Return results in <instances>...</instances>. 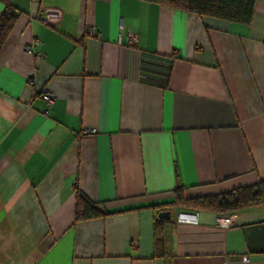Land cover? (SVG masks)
I'll use <instances>...</instances> for the list:
<instances>
[{
    "label": "crops",
    "instance_id": "1",
    "mask_svg": "<svg viewBox=\"0 0 264 264\" xmlns=\"http://www.w3.org/2000/svg\"><path fill=\"white\" fill-rule=\"evenodd\" d=\"M7 1L0 264H264V206H169L177 185L195 198L264 179V0L249 24L141 0H0V16ZM76 188L113 214L74 221Z\"/></svg>",
    "mask_w": 264,
    "mask_h": 264
},
{
    "label": "trees",
    "instance_id": "2",
    "mask_svg": "<svg viewBox=\"0 0 264 264\" xmlns=\"http://www.w3.org/2000/svg\"><path fill=\"white\" fill-rule=\"evenodd\" d=\"M148 3L167 5L172 8L190 12L198 16H207L231 23L249 24L254 14L255 0H141ZM19 10L5 2V8L0 16V47L13 27ZM183 187L177 185L173 190L174 199L169 206L189 210L210 211L216 214L240 211L252 207L264 206V179L253 184L236 187L228 192L205 195L195 198H185ZM165 205H152L159 211ZM113 214L105 210L102 203L93 202L78 188L75 193L74 221L90 220ZM163 219L155 218L153 223V256L162 257L165 254Z\"/></svg>",
    "mask_w": 264,
    "mask_h": 264
},
{
    "label": "built area",
    "instance_id": "3",
    "mask_svg": "<svg viewBox=\"0 0 264 264\" xmlns=\"http://www.w3.org/2000/svg\"><path fill=\"white\" fill-rule=\"evenodd\" d=\"M32 1H36V0H32ZM59 16V11L56 9H46L44 12L40 13L38 15V17L43 21V22H48L51 20H56ZM128 38L129 40H135L136 36H134L131 33H128ZM117 42L120 43L121 42V37L120 35L117 38ZM39 43L38 39H34L32 41H30L29 43H27L24 46V51L33 55L34 57H40L39 53L35 50V45H37ZM28 83L29 84H34V79L33 78H29L28 79ZM53 97L54 95L52 94V92H50L48 89L43 88L42 92H41V98L43 99V101L45 102V104H50L53 101ZM198 220V216L195 212H187V211H179L176 214L175 217V222L176 223H192L195 224L197 223ZM222 224H225L226 226H228V220L227 219H220L219 220Z\"/></svg>",
    "mask_w": 264,
    "mask_h": 264
},
{
    "label": "water",
    "instance_id": "4",
    "mask_svg": "<svg viewBox=\"0 0 264 264\" xmlns=\"http://www.w3.org/2000/svg\"><path fill=\"white\" fill-rule=\"evenodd\" d=\"M158 218H169V211L168 210H162L158 213Z\"/></svg>",
    "mask_w": 264,
    "mask_h": 264
},
{
    "label": "rangeland",
    "instance_id": "5",
    "mask_svg": "<svg viewBox=\"0 0 264 264\" xmlns=\"http://www.w3.org/2000/svg\"><path fill=\"white\" fill-rule=\"evenodd\" d=\"M159 213V212H158Z\"/></svg>",
    "mask_w": 264,
    "mask_h": 264
}]
</instances>
